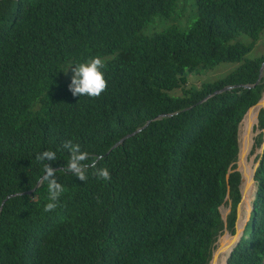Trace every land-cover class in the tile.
Instances as JSON below:
<instances>
[{
	"label": "trees",
	"instance_id": "1",
	"mask_svg": "<svg viewBox=\"0 0 264 264\" xmlns=\"http://www.w3.org/2000/svg\"><path fill=\"white\" fill-rule=\"evenodd\" d=\"M263 28L264 0H0V264H207L226 193L228 232L235 219L239 175L226 168L263 90L264 53L246 56ZM91 57L107 88L74 96L72 68ZM220 61L234 66L187 82ZM255 123L258 148L263 109ZM65 141L88 153L86 181L64 170ZM49 150L57 159L36 160ZM257 159L225 264H264V146ZM45 163L64 187L49 212Z\"/></svg>",
	"mask_w": 264,
	"mask_h": 264
},
{
	"label": "clouds",
	"instance_id": "2",
	"mask_svg": "<svg viewBox=\"0 0 264 264\" xmlns=\"http://www.w3.org/2000/svg\"><path fill=\"white\" fill-rule=\"evenodd\" d=\"M74 65L75 67L72 68L73 75L71 83L69 84V89L72 94L74 96L99 97L107 88V81L103 72L105 64L102 59L99 57H91L84 62ZM63 147L69 151V159L64 170L78 177L80 180L86 181V173L89 165L84 162L89 159L88 153L81 151L80 145L73 144L71 141H65ZM55 159H57L56 153L50 150L39 153L36 156V160L40 162L52 161ZM91 167H95V164L93 163ZM43 173L40 183H47L49 194V202L45 205L44 212H49L57 207L56 202L64 192V187L56 179V169L52 168L48 163L44 164ZM95 175L98 179H110V173L107 168L96 169Z\"/></svg>",
	"mask_w": 264,
	"mask_h": 264
},
{
	"label": "water",
	"instance_id": "3",
	"mask_svg": "<svg viewBox=\"0 0 264 264\" xmlns=\"http://www.w3.org/2000/svg\"><path fill=\"white\" fill-rule=\"evenodd\" d=\"M257 82V80H256ZM245 87L247 85H244ZM224 87H230V86H224ZM223 87V88H224ZM259 109H263L264 110V84H263V90L261 92L260 97L257 99V101L253 104L250 105L246 108L245 112L241 114L239 120L236 123V130L238 127V123L242 120V118L244 117V115H246L247 113H250V111L254 110V116L256 117V114L258 112ZM147 122L144 123V125ZM141 125L140 127L144 126ZM140 127L135 128L131 133L137 131ZM244 129L247 132H249L251 129V122H247L244 125ZM261 129V142L260 145L258 147V153H261L262 148L264 146V126L260 128ZM131 133L125 134L124 136H122L121 138L118 139V141H116L111 147L115 146L117 143H120L125 137L129 136ZM256 132H252V135H254ZM258 133V132H257ZM237 139H238V133H237ZM237 154H236V159L234 161V167L229 168V166H231L232 162L227 166L226 168V172H228L229 170H236L238 172L239 178H238V188H239V199L236 202L235 205V219L232 222V231L228 232L225 228H224V220H225V216L226 213L229 211V199H228V195L227 193L225 194V198H227V206L224 210H222L220 207H222V205L219 207V212H220V218H221V223H222V227H221V231L219 234L216 235V239L214 241V246L212 248V251L210 253V258L207 262V264H214L218 255L220 253H224L223 255V264L226 263V258L228 257L230 251L232 250V248L235 246V244H237L238 240H239V236L241 234V230L244 226V222L248 219L249 216V212L252 210V204H250L249 209H248V214L245 220L241 221L240 219V213H241V203L243 201L244 198V192L245 190L251 186L252 188V195H251V201L253 200V196H254V192H255V183H253V171L255 169V167H257L258 165V159L255 160L252 164L251 167H249V174L248 177H244L243 176V172H242V167L244 164V159H245V154L247 152V147L243 148L242 145L240 144V142L238 143L237 140ZM228 188V187H226ZM29 192V191H26ZM10 195H7L6 197H8ZM241 221V222H240ZM225 235V241L221 242L220 239H222V236Z\"/></svg>",
	"mask_w": 264,
	"mask_h": 264
},
{
	"label": "rangeland",
	"instance_id": "4",
	"mask_svg": "<svg viewBox=\"0 0 264 264\" xmlns=\"http://www.w3.org/2000/svg\"><path fill=\"white\" fill-rule=\"evenodd\" d=\"M185 11L182 12V14H180L177 19L175 20L176 23H180V24H184V21H185ZM157 24L158 23H153V22H150V24L147 26V28H145V32L148 30V29H158L159 27H157ZM238 39L241 40V41H247L248 40V37L244 34H239L238 36ZM260 53H264V28L259 32L258 34V37L256 38V41L254 43H252V46L251 48L249 49V51L246 53V56H249V57H257V55H259ZM234 66V63L233 62H225V61H220V62H217L215 65H213L212 67H210L209 69H206L203 74H198V73H194V74H188L187 76V82L189 84H192V85H196L198 83H200L201 81L203 80H206V79H212V78H216L220 75H222L225 71L231 69L232 67ZM174 93H177L178 90H174L173 91ZM254 113L255 111H253V113L250 115L252 117L251 119V129H252V132H256L253 137H252V142L250 143V147L248 149V151L246 152L245 154V159H244V162L245 163V166L247 168V164L249 167L252 166L253 162H254V158H255V155L258 153V148L255 146V138H256V135L258 134L257 132L259 131V129L256 128V123H255V116H254ZM246 121V120H245ZM245 121L243 123H241L240 125V129H239V126L237 127V133H238V143L240 142V140L242 141L244 135H242L243 133L245 134V129H244V125H245ZM241 122V121H240ZM239 122V123H240ZM238 123V125H239ZM240 133L242 135V137L240 138ZM248 162V163H247ZM248 167V168H249ZM227 205H222V207H220L222 210H224L226 208ZM246 212V211H245ZM243 214L244 213H240V219L241 220H245L243 219ZM225 236L222 237L221 242L225 241ZM221 254L218 255L217 259H216V262L214 264H219V261L220 260V257Z\"/></svg>",
	"mask_w": 264,
	"mask_h": 264
},
{
	"label": "bare ground",
	"instance_id": "5",
	"mask_svg": "<svg viewBox=\"0 0 264 264\" xmlns=\"http://www.w3.org/2000/svg\"><path fill=\"white\" fill-rule=\"evenodd\" d=\"M253 111L254 110H252V111H250V113H247L246 115H244V117L242 118L241 122L238 125L239 129H240L241 123H243L245 120L247 122H251L252 117L250 115L253 113ZM246 121H245V123H246ZM240 135H241V133H240ZM242 135H244V137H243L242 141L240 140V144L242 145L243 148L247 147V151H248V149L250 147V143L252 142V137H253L252 132H251V130L249 132H247V133L245 131V134L243 133ZM242 135L240 136V138L242 137ZM245 163L246 162H244V164H243L242 172H243V176L244 177H248V174H249V168H248L249 166H248V164L249 163L247 162L248 163L247 164V168L245 166ZM251 195H252V188H251V186H249L244 192V198H243V201L241 203V210H242L241 212L244 213L243 217H242L243 219H246V217H247L248 209H249V206H250L249 203L251 201ZM241 221H243V220H241ZM223 236H225V235H223ZM220 254H221V256H220L221 258L218 261H219V264H223V255H224V253H220Z\"/></svg>",
	"mask_w": 264,
	"mask_h": 264
}]
</instances>
